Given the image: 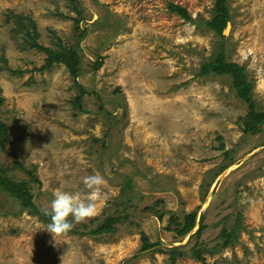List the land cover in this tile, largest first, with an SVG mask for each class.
Wrapping results in <instances>:
<instances>
[{
    "label": "rangeland",
    "instance_id": "1",
    "mask_svg": "<svg viewBox=\"0 0 264 264\" xmlns=\"http://www.w3.org/2000/svg\"><path fill=\"white\" fill-rule=\"evenodd\" d=\"M214 1L0 0V119L9 134L0 167L34 168L41 209L56 190L83 192L86 175L107 181L96 214L75 224L80 233L55 240L45 221L18 213L0 194V264H264V127L244 134L247 107L230 78L198 75L223 43L264 110V0H228L222 38L204 24ZM170 3L186 8L190 20L169 12ZM30 20L34 43L51 50L88 30L78 49L81 109L63 65L35 71L46 54L26 45ZM98 57L103 63L93 69ZM9 175L27 179L19 169ZM126 181L131 189L123 193ZM117 209L127 218L114 232L81 235L83 224L93 229ZM195 211L201 234L194 235L196 225L175 236L170 216ZM141 233L159 246L138 253Z\"/></svg>",
    "mask_w": 264,
    "mask_h": 264
},
{
    "label": "trees",
    "instance_id": "2",
    "mask_svg": "<svg viewBox=\"0 0 264 264\" xmlns=\"http://www.w3.org/2000/svg\"><path fill=\"white\" fill-rule=\"evenodd\" d=\"M227 2L228 0H215L211 17L209 20L204 22L207 29L213 31L220 38H222L223 32L231 19ZM79 7V5H75L74 7L77 13H81L82 11ZM168 11L177 14L185 21H189L191 18L186 8L176 4H168ZM31 23L32 24L29 25L31 30L28 27H23L26 37V45L29 44L31 49L34 48L46 54L43 64L39 68H36L35 71L42 73L50 70L55 65H63L69 73V76L73 78L75 82L74 85L78 89V95L76 99L72 101L73 106L75 109H81V99L85 96L86 91L82 85L77 82V78L80 76L81 72L79 68L81 60L78 54V49L80 42L87 35L88 30L84 29L80 31L77 29L78 35L76 36L73 44L71 43L64 47L60 41H57L55 42L57 48L51 50L50 48L41 47L34 43L38 37V32L34 23L32 21ZM54 37L56 38L55 35ZM222 44L223 43L219 45L220 49L217 54H214L206 62L201 64L198 75L227 76L230 78L232 91L235 93V96L247 107L246 115L240 119L242 123V131L244 134L255 135L261 131L262 127H264V110H259L257 103L253 99V84L249 79L245 68L243 66H239L237 63L227 61L225 55L222 52ZM102 63L101 57H98L97 61L94 62L93 69H97L100 67V65H102ZM8 70L12 75H20L22 73L20 71H12L10 69ZM8 140L9 134L7 127L0 119V147L2 149L5 147ZM16 169L21 170L26 175L27 179L20 181L14 180L9 175V172H13ZM39 183L40 181L34 173V168L30 170L18 162H14V164L11 163V165L7 166L6 168L0 167V194L5 195L16 203L18 213L26 212L28 215L36 217L41 221H45L48 224L50 222V218L45 216L42 212L43 209L39 208L34 202L35 196L33 194L31 184ZM124 184L125 185L122 188L123 193L126 192V190L131 189L129 181H126ZM117 210L113 211L111 214L105 215L102 222H100L93 229H89L86 224H83L82 229L87 230L85 232H81V235L101 236L103 234L114 232V226L117 225L122 218H127L126 214L121 217V214L123 215L124 209L121 211L118 210V212ZM17 214L14 213L13 215ZM158 218L162 219V215H158ZM196 218V211L185 214L181 219L170 216V230L174 232L175 236L177 237H185L191 233L196 225H198L196 231L194 232V235L198 237L204 229L203 216L201 215L199 217L198 222H196ZM69 233L78 234L80 231L77 226H74ZM223 236L228 241L232 239L233 233L223 232ZM140 241L141 248L138 253L151 251L153 248L159 246V242L151 243L144 233L140 234ZM176 255V253L171 254L172 262L174 261L173 256ZM195 256L197 259H201V255H199V253H196Z\"/></svg>",
    "mask_w": 264,
    "mask_h": 264
},
{
    "label": "clouds",
    "instance_id": "3",
    "mask_svg": "<svg viewBox=\"0 0 264 264\" xmlns=\"http://www.w3.org/2000/svg\"><path fill=\"white\" fill-rule=\"evenodd\" d=\"M107 181L98 172L82 178L84 191L56 190L50 206L42 210L50 218L44 228L54 240L69 233L75 224L83 223L96 214V201Z\"/></svg>",
    "mask_w": 264,
    "mask_h": 264
},
{
    "label": "water",
    "instance_id": "4",
    "mask_svg": "<svg viewBox=\"0 0 264 264\" xmlns=\"http://www.w3.org/2000/svg\"><path fill=\"white\" fill-rule=\"evenodd\" d=\"M228 29H229V24H227V26H226L225 31L223 32V34H226L227 31H228Z\"/></svg>",
    "mask_w": 264,
    "mask_h": 264
}]
</instances>
